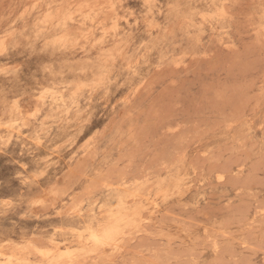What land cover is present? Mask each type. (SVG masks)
<instances>
[{"label":"rangeland","instance_id":"374dc122","mask_svg":"<svg viewBox=\"0 0 264 264\" xmlns=\"http://www.w3.org/2000/svg\"><path fill=\"white\" fill-rule=\"evenodd\" d=\"M0 264H264V0H0Z\"/></svg>","mask_w":264,"mask_h":264}]
</instances>
